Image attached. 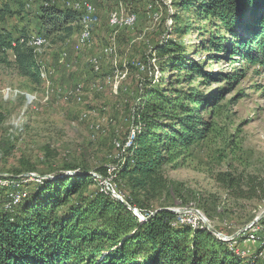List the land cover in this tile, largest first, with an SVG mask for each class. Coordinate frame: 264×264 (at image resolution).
<instances>
[{"label":"rangeland","instance_id":"374dc122","mask_svg":"<svg viewBox=\"0 0 264 264\" xmlns=\"http://www.w3.org/2000/svg\"><path fill=\"white\" fill-rule=\"evenodd\" d=\"M8 1L12 0H0V6ZM23 1L25 9L32 12L44 0ZM50 1L73 8L72 3L76 9L86 3L89 19L86 25L80 23L85 6L77 10V33L54 44L36 33L32 16L28 21L18 16L6 18L9 27L30 28L27 44L33 48L43 82L34 86L12 65L0 64V174L21 172L16 179L26 173L61 176L70 171H63L65 164L84 165L104 187L107 181L113 189L110 182L128 148L124 144L135 135L131 110L138 91L147 83V87L161 86L178 78L176 70H165L164 60L153 55L155 44L170 40L184 47L186 58L205 61L204 70L214 74L203 86L207 97L214 98L208 111L203 112V117L211 121V130L205 140L187 149L181 163L163 165L166 183L150 202L149 211L165 206L178 218L190 219L184 222L194 227L202 224L209 230L211 226L214 235L228 242L233 252L237 251L235 255L244 260L253 258L249 250L260 247L257 257L263 261L264 201L237 200L216 180L217 174L231 172L264 182L263 67L238 57L228 59L225 53L216 59L209 45L215 28L211 20L195 11L182 10V2L191 0ZM113 12L132 14L134 21L123 26V19L109 20ZM181 25H185L183 31H176ZM83 28L89 31V46L77 49ZM38 36L46 40L35 39ZM30 41L44 43L37 47ZM8 57L12 59L10 52ZM200 80L194 79L191 85L201 87ZM25 166L34 170L25 172ZM98 166L107 167L112 178H101L94 172ZM47 172L52 173L42 174ZM1 178L0 186L19 187L13 177ZM24 178L41 179L33 175ZM14 191L9 199L17 192L24 194L17 188ZM135 215L141 220L139 214Z\"/></svg>","mask_w":264,"mask_h":264},{"label":"trees","instance_id":"16d2710c","mask_svg":"<svg viewBox=\"0 0 264 264\" xmlns=\"http://www.w3.org/2000/svg\"><path fill=\"white\" fill-rule=\"evenodd\" d=\"M181 7L211 20L215 28L209 45L216 59L225 53L228 59L238 57L264 69V0H191L182 2ZM8 16L22 20L32 16L36 33L55 44L77 33L80 12L50 0L38 3L32 12L25 9L23 0L0 6V64L12 65L30 84L41 86L39 65L27 44L30 28L9 27ZM184 28L181 25L176 31ZM152 49L154 57L164 60V69L176 70L178 78L161 86L147 87V83L138 91L131 110L135 136L110 182L144 219L139 220L84 165L65 164L63 171L78 169L85 174L39 181L16 179L21 172L12 173L19 187L0 186V264H264L257 257L260 247L249 250L253 258L244 260L202 224L185 223L165 206L149 211L150 202L166 183L163 165L181 163L188 148L207 138L211 121L203 112L214 100L203 88L214 76L204 70L205 61L186 58L184 47L170 40ZM41 74L45 75L43 70ZM196 78L201 79V87L191 85ZM31 169L24 168L25 172ZM94 172L101 178L110 175L105 166L94 168ZM0 180L4 179L0 176ZM216 180L237 200L264 201V182L255 176L223 172ZM16 188L24 194L17 192L9 199Z\"/></svg>","mask_w":264,"mask_h":264},{"label":"bare ground","instance_id":"6f19581e","mask_svg":"<svg viewBox=\"0 0 264 264\" xmlns=\"http://www.w3.org/2000/svg\"><path fill=\"white\" fill-rule=\"evenodd\" d=\"M70 5L74 8V10L76 9L75 7H74V5L72 4V3H70ZM85 6V7H84ZM84 6L82 5L81 6V8L80 9H76V10H82V7H84V12H83V14H82V16H84V18H83V21H81L80 23H82L83 25H86V21L89 19V17H88V8H87V4L86 3H84ZM129 16H127V18H126V20H122V22H123V26H125V24H131L132 23V21H134V16L132 15V14H128ZM130 27V26H129ZM35 39H42V38H39V37H36ZM31 43V42H30ZM44 43V41L41 43V44H39V42H36V43H31V45H35V46H41L42 44ZM37 44V45H36ZM86 45V47L87 46H89V31H88V29H86V28H83L82 30H81V34H80V37H79V39H78V42H77V45H76V48L77 49H79L80 47H83V46H85ZM82 49V48H81ZM111 50V49H110ZM98 59V58H97ZM134 133L132 134V136H131V138L130 139H128V141L124 144V147H127V146H129L130 144H131V142H132V140H133V138H134ZM115 145L117 146V147H120L119 146V143H116L115 142ZM264 245V244H263ZM236 254H237V251L235 252Z\"/></svg>","mask_w":264,"mask_h":264},{"label":"water","instance_id":"95a60500","mask_svg":"<svg viewBox=\"0 0 264 264\" xmlns=\"http://www.w3.org/2000/svg\"><path fill=\"white\" fill-rule=\"evenodd\" d=\"M73 174H85V172H82V171H79V170H75V171H68L66 174H64V175H73ZM31 175H33L35 178H53V176H51V175H44V176H42V175H38V174H30V173H26V174H24V175H22V177H25V176H31ZM0 176H8V177H13L12 175H3V174H0ZM105 188H106V190L109 192V193H111L116 199H118V200H120L121 202H123L127 207H129V209H131L134 213H136V214H139V216H140V218L141 219H144V217L143 216H141V214L139 213V210L137 209V208H133V207H130L128 204H127V202L121 197V195L120 194H118L114 189H112L111 188V186L109 185V183H107V181L105 182ZM166 210H169V211H171V212H174L173 210H171V209H166ZM189 210V209H188ZM187 209H179V211L180 212H185V211H188ZM192 212H194V213H196L197 215H199V216H201V214L197 211V210H191ZM176 212V211H175ZM179 212V213H180ZM178 213V212H177ZM263 215V214H262ZM262 215H260L255 221H257ZM202 217V216H201ZM202 220H203V218H202ZM207 225V224H206ZM208 227H209V230H210V232L211 233H213V234H215L216 233V231L211 227V226H209L208 225ZM221 235V234H220Z\"/></svg>","mask_w":264,"mask_h":264},{"label":"built area","instance_id":"2783aa9c","mask_svg":"<svg viewBox=\"0 0 264 264\" xmlns=\"http://www.w3.org/2000/svg\"><path fill=\"white\" fill-rule=\"evenodd\" d=\"M127 16H129V15L128 14H123L122 12H113L112 13V17L109 20H113V21H114V19H124V20H126ZM34 43H36V42H34ZM110 178H111V176H110ZM179 217L181 219H183L184 221H191L190 219H186V218H184L182 216H179Z\"/></svg>","mask_w":264,"mask_h":264}]
</instances>
